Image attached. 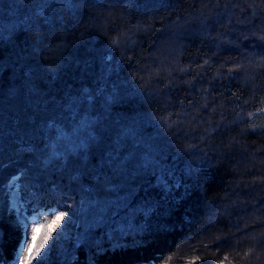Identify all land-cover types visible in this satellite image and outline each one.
Listing matches in <instances>:
<instances>
[{
    "label": "trees",
    "instance_id": "trees-1",
    "mask_svg": "<svg viewBox=\"0 0 264 264\" xmlns=\"http://www.w3.org/2000/svg\"><path fill=\"white\" fill-rule=\"evenodd\" d=\"M264 264V0H0V264Z\"/></svg>",
    "mask_w": 264,
    "mask_h": 264
},
{
    "label": "snow or ice",
    "instance_id": "snow-or-ice-1",
    "mask_svg": "<svg viewBox=\"0 0 264 264\" xmlns=\"http://www.w3.org/2000/svg\"><path fill=\"white\" fill-rule=\"evenodd\" d=\"M52 219L49 221L45 218L43 221L34 219L30 235L25 231L24 246L22 252L25 254L22 264H34L39 257L46 252L49 241L53 239V234L61 229L65 221L66 212L50 213Z\"/></svg>",
    "mask_w": 264,
    "mask_h": 264
},
{
    "label": "rangeland",
    "instance_id": "rangeland-1",
    "mask_svg": "<svg viewBox=\"0 0 264 264\" xmlns=\"http://www.w3.org/2000/svg\"><path fill=\"white\" fill-rule=\"evenodd\" d=\"M45 217L50 221L52 219V215L51 214H47L45 215ZM31 227H32V222L31 221H26L25 222V231L27 230L29 235H30V230H31ZM24 239H25V232H24V238H23V241L20 245V248L18 250V253H17V259H16V264H22V261L24 259V253L22 252V249H23V246H24Z\"/></svg>",
    "mask_w": 264,
    "mask_h": 264
}]
</instances>
